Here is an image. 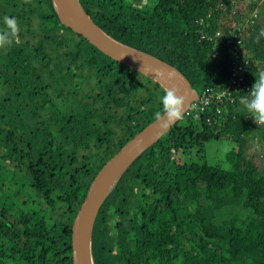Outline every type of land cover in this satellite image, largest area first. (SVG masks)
<instances>
[{
	"label": "trees",
	"instance_id": "1",
	"mask_svg": "<svg viewBox=\"0 0 264 264\" xmlns=\"http://www.w3.org/2000/svg\"><path fill=\"white\" fill-rule=\"evenodd\" d=\"M258 1L80 0L105 33L197 91L226 87L232 64L225 42L202 34L243 22ZM259 13L244 36L251 88L264 72V3ZM5 17L18 32L0 47V264H73L90 183L155 120L164 89L63 25L51 0H0V34ZM251 88L184 114L123 172L96 217L94 264H264V167L244 155L248 139L264 141L242 104ZM220 138L237 146L230 169L204 156Z\"/></svg>",
	"mask_w": 264,
	"mask_h": 264
},
{
	"label": "water",
	"instance_id": "2",
	"mask_svg": "<svg viewBox=\"0 0 264 264\" xmlns=\"http://www.w3.org/2000/svg\"><path fill=\"white\" fill-rule=\"evenodd\" d=\"M51 1L61 23L82 35L103 53L151 78L164 90L165 88H178L180 94L187 99L183 118L198 94L177 67L109 36L93 21L80 0ZM181 119L170 123L166 129H161L159 124L153 120L128 140L99 170L90 183L73 220L71 234L73 264H94L92 233L96 217L107 195L134 160Z\"/></svg>",
	"mask_w": 264,
	"mask_h": 264
},
{
	"label": "built area",
	"instance_id": "3",
	"mask_svg": "<svg viewBox=\"0 0 264 264\" xmlns=\"http://www.w3.org/2000/svg\"><path fill=\"white\" fill-rule=\"evenodd\" d=\"M253 16L254 13L249 15L246 23H231L225 32L218 29L214 32V35L202 34L201 38L203 39L225 42L229 51V59L232 62L229 67L228 84L226 87L218 88L217 90L210 86L201 88L197 91V99L191 103L185 114L192 111L197 116L201 112H204L214 100L226 99L233 102L235 98L233 92L247 91L251 88L246 74L248 70L247 65L250 63V52L245 48L244 36H246L247 27L253 22ZM217 54L215 53L214 57Z\"/></svg>",
	"mask_w": 264,
	"mask_h": 264
},
{
	"label": "clouds",
	"instance_id": "4",
	"mask_svg": "<svg viewBox=\"0 0 264 264\" xmlns=\"http://www.w3.org/2000/svg\"><path fill=\"white\" fill-rule=\"evenodd\" d=\"M4 22L7 31L0 34V47L10 45L12 38L18 32L15 18L5 17ZM186 102V97L180 94L178 88H165L163 94L159 97V103L162 108L154 116L161 129H166L170 123L182 118ZM242 104L251 114L254 121L264 122V72L259 73L258 77L255 78L250 95L242 98Z\"/></svg>",
	"mask_w": 264,
	"mask_h": 264
},
{
	"label": "rangeland",
	"instance_id": "5",
	"mask_svg": "<svg viewBox=\"0 0 264 264\" xmlns=\"http://www.w3.org/2000/svg\"><path fill=\"white\" fill-rule=\"evenodd\" d=\"M139 1L140 0H136V2ZM263 3L264 0H259L257 5L258 8L255 9V11H248L250 15L256 12V21L261 17L259 11ZM249 14L247 12L244 14L245 19L242 23H246ZM247 35L248 32L246 33V36ZM257 123L261 124L264 122L257 121ZM236 147V143L227 138L211 139L205 144L204 156L206 161L210 164L219 165L224 169H230L232 167V155ZM244 155L247 158H252L260 167H264V141L259 137L248 139L244 146ZM179 157H182V154L179 153Z\"/></svg>",
	"mask_w": 264,
	"mask_h": 264
}]
</instances>
